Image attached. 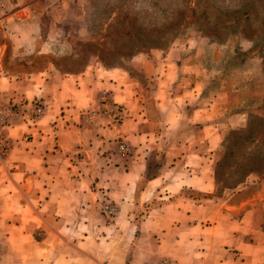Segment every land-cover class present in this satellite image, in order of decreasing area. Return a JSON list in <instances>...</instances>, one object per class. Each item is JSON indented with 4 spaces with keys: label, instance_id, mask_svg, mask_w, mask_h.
I'll return each instance as SVG.
<instances>
[{
    "label": "crops",
    "instance_id": "1",
    "mask_svg": "<svg viewBox=\"0 0 264 264\" xmlns=\"http://www.w3.org/2000/svg\"><path fill=\"white\" fill-rule=\"evenodd\" d=\"M71 1H0V109L14 114L0 125L14 165L0 166L3 264H264V188L215 194L214 73L203 86L184 44L64 69ZM102 91L120 116L84 121Z\"/></svg>",
    "mask_w": 264,
    "mask_h": 264
},
{
    "label": "rangeland",
    "instance_id": "2",
    "mask_svg": "<svg viewBox=\"0 0 264 264\" xmlns=\"http://www.w3.org/2000/svg\"><path fill=\"white\" fill-rule=\"evenodd\" d=\"M70 7L64 69L89 60L127 68L135 55L184 44L185 59L202 61L203 86L206 71L214 73L205 89L215 91V119H227L213 156L216 195L264 161V0H72ZM244 183V195L264 188L255 175Z\"/></svg>",
    "mask_w": 264,
    "mask_h": 264
},
{
    "label": "built area",
    "instance_id": "3",
    "mask_svg": "<svg viewBox=\"0 0 264 264\" xmlns=\"http://www.w3.org/2000/svg\"><path fill=\"white\" fill-rule=\"evenodd\" d=\"M1 1V0H0ZM100 115L104 117H119L120 110L119 107L111 101L109 93L107 91H102L98 99L97 105L94 110L84 114L83 120L89 121L93 117ZM14 116L13 112L8 108L0 109V125H5L9 119ZM8 149L7 138L0 132V166L9 169L13 168V164H5L4 158ZM117 153L121 159H129L131 156V149L123 142H119L117 145ZM103 213L111 217L115 214V206L111 204H104L102 207ZM157 264H171L168 260L162 259Z\"/></svg>",
    "mask_w": 264,
    "mask_h": 264
},
{
    "label": "trees",
    "instance_id": "4",
    "mask_svg": "<svg viewBox=\"0 0 264 264\" xmlns=\"http://www.w3.org/2000/svg\"><path fill=\"white\" fill-rule=\"evenodd\" d=\"M254 168H250V170H248L245 174H243L241 177L239 176V178H235V182L234 184L231 186V187H223L224 189H234L236 188L237 186L241 185L244 183V179L246 176L248 175H255V176H259L261 177L262 179H264V161L258 163V164H251ZM232 168V167H231ZM226 169H230V167L228 166ZM213 179H214V182H217L218 183V178H217V172H216V169H215V172H214V175H213Z\"/></svg>",
    "mask_w": 264,
    "mask_h": 264
}]
</instances>
